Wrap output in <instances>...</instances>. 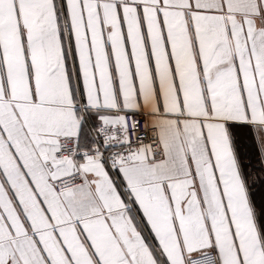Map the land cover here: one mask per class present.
Instances as JSON below:
<instances>
[{
    "label": "snow or ice",
    "instance_id": "snow-or-ice-1",
    "mask_svg": "<svg viewBox=\"0 0 264 264\" xmlns=\"http://www.w3.org/2000/svg\"><path fill=\"white\" fill-rule=\"evenodd\" d=\"M0 264H264V0H0Z\"/></svg>",
    "mask_w": 264,
    "mask_h": 264
}]
</instances>
